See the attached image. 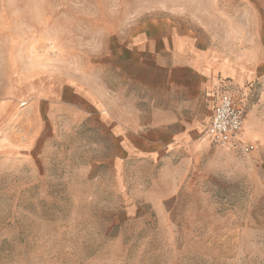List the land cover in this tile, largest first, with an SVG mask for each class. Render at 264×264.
I'll return each mask as SVG.
<instances>
[{
  "label": "rangeland",
  "instance_id": "374dc122",
  "mask_svg": "<svg viewBox=\"0 0 264 264\" xmlns=\"http://www.w3.org/2000/svg\"><path fill=\"white\" fill-rule=\"evenodd\" d=\"M153 26L264 54V0H0V264H264V139L223 149L200 113L185 144L122 151L157 91L117 51ZM256 85L236 101L264 119Z\"/></svg>",
  "mask_w": 264,
  "mask_h": 264
},
{
  "label": "crops",
  "instance_id": "0c3cea01",
  "mask_svg": "<svg viewBox=\"0 0 264 264\" xmlns=\"http://www.w3.org/2000/svg\"><path fill=\"white\" fill-rule=\"evenodd\" d=\"M155 29L153 26L129 36L117 51L116 59L123 69L133 66L146 70L150 87L157 91V98L149 99L147 124L141 121V111L134 104L130 116L116 120L122 151H139L145 128L150 152L185 144L196 138L204 126L199 124L202 120L197 114L209 119L204 126L207 130L214 106L223 93L231 94L240 105L236 100L248 97L257 82L264 86V54L237 60L212 46H204L193 33L182 34L169 28L157 35ZM124 77L130 82L138 79L128 71H124ZM74 92L79 97L90 96L85 89L74 88ZM157 130L163 134H157ZM244 136L250 142L264 139V119L255 106L246 116Z\"/></svg>",
  "mask_w": 264,
  "mask_h": 264
},
{
  "label": "built area",
  "instance_id": "2783aa9c",
  "mask_svg": "<svg viewBox=\"0 0 264 264\" xmlns=\"http://www.w3.org/2000/svg\"><path fill=\"white\" fill-rule=\"evenodd\" d=\"M247 104L237 105L231 94L223 93L216 102L212 120L205 131L210 143L228 151L249 154L256 149L244 136Z\"/></svg>",
  "mask_w": 264,
  "mask_h": 264
}]
</instances>
